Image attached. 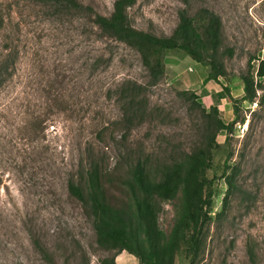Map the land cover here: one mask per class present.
<instances>
[{"label": "rangeland", "instance_id": "1", "mask_svg": "<svg viewBox=\"0 0 264 264\" xmlns=\"http://www.w3.org/2000/svg\"><path fill=\"white\" fill-rule=\"evenodd\" d=\"M78 1L110 16L116 0ZM204 9L222 21L219 55L226 76L209 80L208 63L168 52L165 75L146 96L153 116L130 127L121 123L122 85L150 81L136 50L103 34L85 13L62 15L44 0H0V66L12 64L0 85V264L110 259L114 253L99 246L91 219L67 188L90 158L88 148L93 146V158L102 162L109 199L120 203L131 158L126 156L190 153L200 145L208 121L202 109L214 108L216 118L232 130L217 134L219 147L207 171L213 182L211 222L194 264H264V78L257 75L264 60V0H138L128 15L138 30L171 36L181 11L198 19ZM248 74L260 84L254 103L242 101V76ZM186 92L197 96L200 108L186 100ZM33 126L40 128L38 136L24 140ZM227 175L235 177V196H228ZM182 202L179 190L163 205L159 225L167 236ZM115 262L139 264L127 252ZM189 263L184 245L175 264Z\"/></svg>", "mask_w": 264, "mask_h": 264}, {"label": "trees", "instance_id": "2", "mask_svg": "<svg viewBox=\"0 0 264 264\" xmlns=\"http://www.w3.org/2000/svg\"><path fill=\"white\" fill-rule=\"evenodd\" d=\"M138 0H116L110 16H103L78 0H44L59 13H85L90 16L101 32L119 42L129 45L141 57L143 66L149 73L146 86L128 81L122 85L121 97L125 101L121 123L131 127L148 111L147 92L149 87L158 85L165 75V57L170 51H181L192 60L208 63L211 67L209 80L225 77L220 59L222 45V21L212 11L202 10L193 18L186 11L179 14V24L171 36H156L136 29L130 22L128 9ZM7 50V49H6ZM232 56V50H228ZM12 64L5 61L0 66V85L10 76ZM7 75V76H6ZM259 78H264V60L257 69ZM245 95L242 101L255 102L256 85L253 75H243ZM187 101L201 107L194 93H183ZM198 108V107H197ZM237 113L239 107L235 105ZM205 120L201 143L190 153L180 157L154 159L140 153H130L127 170L123 176L125 197L120 203H113L108 196L105 172L102 162L97 160L95 148H88L86 164H82L75 176L68 180V192L81 205L86 216L91 219L97 236V243L104 250L114 253L102 264H116L115 257L122 252L134 256L139 264H175L177 253L186 245L189 264H194L204 252L207 231L211 222L212 180L207 176L211 169L217 144V134L222 130H232L217 119L216 108L211 113L202 109ZM214 114V115H213ZM32 136L23 138L34 140L39 127L29 129ZM36 139V138H35ZM19 144V143H18ZM138 157V158H135ZM228 196H235L237 189L234 175H227ZM182 191V210L169 236L159 225V215L163 205L174 200ZM226 203L228 197H226ZM36 248L45 254L38 241ZM116 254V255H115ZM250 260L255 258L250 253Z\"/></svg>", "mask_w": 264, "mask_h": 264}]
</instances>
